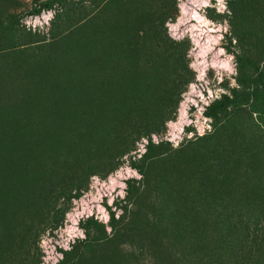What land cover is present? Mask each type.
Segmentation results:
<instances>
[{
  "label": "rangeland",
  "instance_id": "obj_1",
  "mask_svg": "<svg viewBox=\"0 0 264 264\" xmlns=\"http://www.w3.org/2000/svg\"><path fill=\"white\" fill-rule=\"evenodd\" d=\"M53 5L45 33L22 23ZM229 7L213 18L239 42L241 88L205 113L215 131L178 150L150 144L132 164L144 179L127 182L132 209L111 236L89 220L61 264H264V129L252 117L264 121V0ZM177 11L175 0H0V264H40L39 233L61 223L73 189L166 131L193 78L187 40L163 27Z\"/></svg>",
  "mask_w": 264,
  "mask_h": 264
},
{
  "label": "clouds",
  "instance_id": "obj_2",
  "mask_svg": "<svg viewBox=\"0 0 264 264\" xmlns=\"http://www.w3.org/2000/svg\"><path fill=\"white\" fill-rule=\"evenodd\" d=\"M229 4L230 0H175L177 14L169 16L163 27L172 41L179 43L187 40V67L193 73V78L180 92L173 117L165 120L166 131L140 136L133 150L117 158L118 167L104 177L90 175L87 189H73L70 206L63 212L61 223L46 227L39 233L36 247L41 253L40 264H61L66 259L65 253L72 252L79 241L88 239L85 225L89 220L102 224L111 236L113 214L118 221L124 215L123 204H127L129 210L133 207L127 202V182L144 179L141 171L132 164L147 155L150 144L159 146L168 142L173 150H178L185 140L194 142L215 131L214 118L205 113L224 96L234 99L229 89L238 91L241 88L237 60L241 51L235 47L239 42L232 35L227 18L222 22L213 18L231 17L233 13ZM57 7L42 8L39 15L28 16L22 23L33 33L38 29L45 33V26L50 28L56 18ZM226 36L230 38L232 48L227 46ZM50 40L49 37L47 42ZM260 68L264 70V63H261ZM226 80L227 87H223ZM260 116L261 113H252L253 120L264 129V121H261ZM64 200L61 197L57 210H60Z\"/></svg>",
  "mask_w": 264,
  "mask_h": 264
},
{
  "label": "trees",
  "instance_id": "obj_3",
  "mask_svg": "<svg viewBox=\"0 0 264 264\" xmlns=\"http://www.w3.org/2000/svg\"><path fill=\"white\" fill-rule=\"evenodd\" d=\"M255 69H256V72H257L258 77L260 79V82L262 84L263 90H264L263 71L259 67H255ZM220 106H222V107L225 106V102L220 103ZM113 218H114V214H113Z\"/></svg>",
  "mask_w": 264,
  "mask_h": 264
}]
</instances>
